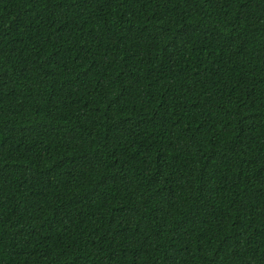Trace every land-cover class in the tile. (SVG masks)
<instances>
[{
    "label": "trees",
    "instance_id": "1",
    "mask_svg": "<svg viewBox=\"0 0 264 264\" xmlns=\"http://www.w3.org/2000/svg\"><path fill=\"white\" fill-rule=\"evenodd\" d=\"M0 264H264V0H0Z\"/></svg>",
    "mask_w": 264,
    "mask_h": 264
}]
</instances>
